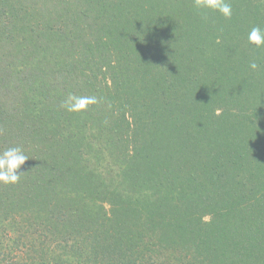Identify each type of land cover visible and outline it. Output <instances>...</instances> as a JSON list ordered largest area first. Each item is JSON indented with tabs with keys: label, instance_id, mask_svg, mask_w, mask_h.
Listing matches in <instances>:
<instances>
[{
	"label": "trees",
	"instance_id": "16d2710c",
	"mask_svg": "<svg viewBox=\"0 0 264 264\" xmlns=\"http://www.w3.org/2000/svg\"><path fill=\"white\" fill-rule=\"evenodd\" d=\"M230 2L0 0V264H264V0Z\"/></svg>",
	"mask_w": 264,
	"mask_h": 264
},
{
	"label": "clouds",
	"instance_id": "9594fccd",
	"mask_svg": "<svg viewBox=\"0 0 264 264\" xmlns=\"http://www.w3.org/2000/svg\"><path fill=\"white\" fill-rule=\"evenodd\" d=\"M197 9H211L218 11L226 19H231L233 15V7L230 0H194ZM248 42L257 48H264V26L259 24L251 27L247 34ZM250 68L256 69L257 63L253 60ZM98 103L94 96H76L69 94L63 102L64 107L69 112H79L86 110L91 104ZM29 157L25 154L20 146L8 147L0 152V183L5 185L17 184L21 179V167Z\"/></svg>",
	"mask_w": 264,
	"mask_h": 264
}]
</instances>
